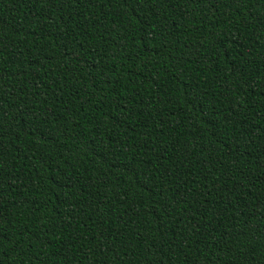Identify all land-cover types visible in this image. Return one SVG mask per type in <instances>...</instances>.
<instances>
[{
	"label": "trees",
	"instance_id": "obj_1",
	"mask_svg": "<svg viewBox=\"0 0 264 264\" xmlns=\"http://www.w3.org/2000/svg\"><path fill=\"white\" fill-rule=\"evenodd\" d=\"M0 264H264V0H0Z\"/></svg>",
	"mask_w": 264,
	"mask_h": 264
}]
</instances>
